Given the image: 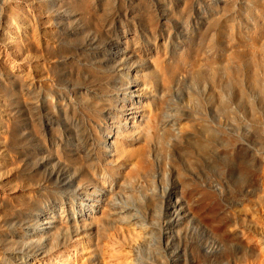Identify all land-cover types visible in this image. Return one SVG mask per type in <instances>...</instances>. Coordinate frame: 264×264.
Masks as SVG:
<instances>
[{
  "label": "rangeland",
  "instance_id": "374dc122",
  "mask_svg": "<svg viewBox=\"0 0 264 264\" xmlns=\"http://www.w3.org/2000/svg\"><path fill=\"white\" fill-rule=\"evenodd\" d=\"M263 224L264 0H0V264H258Z\"/></svg>",
  "mask_w": 264,
  "mask_h": 264
},
{
  "label": "bare ground",
  "instance_id": "6f19581e",
  "mask_svg": "<svg viewBox=\"0 0 264 264\" xmlns=\"http://www.w3.org/2000/svg\"><path fill=\"white\" fill-rule=\"evenodd\" d=\"M212 209H213L212 206H209V205L206 206V211H205L206 224L208 225V228L210 229L211 232L213 231V232H216V234H217V233H219L220 226L218 225L219 221L218 220H214V218H213L214 214H213V210ZM260 231H261V233L264 231V224H263V230H260ZM251 234H253V233H251ZM222 239H224V238H222ZM254 241H256V243H257L256 244V248L258 250L264 249V233H263V236L258 237ZM242 243H243V241L240 243L241 246H242ZM243 246H245V243H243ZM246 246H248V245H246ZM202 251H203L202 257H203V260H204V264H228L229 263V260H227L226 262H222V263L216 262L215 256L219 253V251H218V249H216V245H213V243H210V244L204 246ZM196 261H197V259H196ZM258 264H264V259L260 258L258 260Z\"/></svg>",
  "mask_w": 264,
  "mask_h": 264
}]
</instances>
